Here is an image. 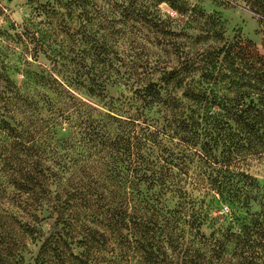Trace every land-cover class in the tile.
Wrapping results in <instances>:
<instances>
[{
	"label": "trees",
	"instance_id": "16d2710c",
	"mask_svg": "<svg viewBox=\"0 0 264 264\" xmlns=\"http://www.w3.org/2000/svg\"><path fill=\"white\" fill-rule=\"evenodd\" d=\"M240 1L258 18L263 54L250 40L225 42L194 86L187 82L193 81V64L146 59L134 96L108 98L105 111L74 100L69 86H49L61 101H48V111L68 127L55 144L52 126L38 129L34 122L28 131L17 120L16 113L36 103L0 73L1 83H12L0 92V264H264V182L235 161L239 155L264 160V0ZM162 3L181 15L204 17L190 0H121L118 8L125 22L150 31L154 46L167 54L171 28L158 9ZM86 91L106 98L102 86ZM161 109L171 117V150L146 115ZM219 147L221 160L213 154ZM194 158L210 189L248 216L237 233H198L195 240L208 253L201 261L184 248L183 229L160 242L142 224L147 212L164 214L161 197L169 193L178 198L171 210L172 230L178 229L194 202L184 186ZM44 210L54 216L56 230L42 238ZM206 217L191 214L187 225L197 230ZM231 242L236 252H228ZM36 243V254L30 253Z\"/></svg>",
	"mask_w": 264,
	"mask_h": 264
},
{
	"label": "rangeland",
	"instance_id": "374dc122",
	"mask_svg": "<svg viewBox=\"0 0 264 264\" xmlns=\"http://www.w3.org/2000/svg\"><path fill=\"white\" fill-rule=\"evenodd\" d=\"M116 1L117 4L113 0H0V73H5L13 86L36 103L24 114L16 113L17 120L23 123L25 130L30 131L34 122L38 129L52 126L55 135L51 144H55L68 130L67 125L48 111V101H61L57 93L49 90V86H69L74 100L105 111L108 98L123 100L134 96L141 72L139 66L146 59H159L171 67L193 64L195 75L192 82L190 79L187 82L194 86L200 81L210 55L218 53L225 42L235 38L250 40L263 54L261 25L240 0L230 2V5H221L218 0H190L191 4L197 6V12H203L202 19L196 14H193V18L188 14L181 15L169 5L160 4L158 9L161 16L171 28V50L167 54L154 46L156 40L150 31L136 22H125L121 18V9L118 8L121 0ZM177 45L180 46L178 49ZM158 78L157 75L154 80ZM4 86H12V83L7 85L0 82V92ZM97 86L103 87L105 99L87 93V88ZM146 115L154 128L165 133L162 143L171 150V117L162 109L152 110ZM200 142L204 143L205 139H200ZM173 143H176L175 140ZM195 149L199 150V147ZM220 151V147L218 152L213 151L219 160ZM235 161L238 168L248 171L260 183L264 182V160L239 155ZM188 168L184 186L194 201L191 206L193 211H186L178 229L172 230L171 210L176 209L178 198L165 193L161 197V202L166 206L164 214L151 217L147 212L142 224L150 225L155 239L160 242L164 235L183 229L184 248L186 251L192 250L190 254L194 260L196 255L201 256L198 258L201 261L206 251L196 241L198 233L206 238L213 232L217 237L221 235L220 232L237 233L248 216L245 209L229 205L210 189L203 166L196 158ZM191 214L200 218L207 215L197 230L187 225ZM148 221L155 223V226L152 227ZM38 227L42 238L53 233L56 230L54 216L44 210L39 215ZM163 245L171 261V249ZM29 248L30 253L36 254L38 244ZM227 248L229 253L236 252L233 242L228 243ZM78 251L75 249V252Z\"/></svg>",
	"mask_w": 264,
	"mask_h": 264
}]
</instances>
